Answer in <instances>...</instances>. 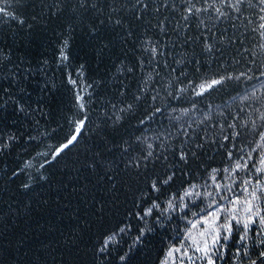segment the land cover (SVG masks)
Wrapping results in <instances>:
<instances>
[{
    "label": "trees",
    "instance_id": "16d2710c",
    "mask_svg": "<svg viewBox=\"0 0 264 264\" xmlns=\"http://www.w3.org/2000/svg\"><path fill=\"white\" fill-rule=\"evenodd\" d=\"M110 5L119 7L113 5L112 0H85L83 7L80 0H8L0 3V7L7 8L15 13L17 19L25 21L21 25L17 19L0 16V96L4 95L2 89L8 88L14 97H22L21 102L26 105L24 113L14 111L13 103L0 109V264H121L119 256L125 252H128L127 264H164L169 247L178 245L189 227L178 218L181 214H174L170 222H165L166 228L156 227L143 238L142 243L129 251V245L138 234L137 226H144L133 219L132 231L117 238L120 242L111 247L103 262L96 252L103 234L128 222L125 213L135 210L133 190L125 184L128 174L123 169L115 176L114 188L111 181L101 179V168L97 167L95 171L88 168L91 152L103 151L104 148L97 127L102 113L111 114L112 104H116L117 109L133 104L131 113H120L124 119L115 129H107L108 139L119 142L122 139L134 140L141 133L152 136L161 122L165 127L168 125L164 117L170 111V108L165 109L164 117L138 129L139 120L153 103L151 95L156 93L149 91L146 97L134 101L142 73L138 71L135 78L119 76L115 65L120 59L127 60L125 49L131 48L132 44L131 41L124 43V28L108 23ZM130 15L124 8L114 14L115 17H123L131 26ZM101 19L105 21L103 25L99 23ZM91 28L99 31L93 35ZM133 30L140 35L143 28L137 26ZM65 39L69 40V59L59 63V47ZM253 43L251 39L244 42L249 49ZM255 43L258 45L259 39ZM239 47L237 44L225 48L222 59L202 69L199 75L189 66L186 69L188 79L199 83L201 79L211 78L217 74L220 64H223L221 72L226 69L238 74L248 67H255L249 63L253 58L257 63L264 60V53L257 51L253 57L251 52L241 54L242 49L237 52ZM236 60L240 63H235ZM81 65L82 77L77 75ZM17 66L21 70H29L28 73L17 71ZM168 71L161 67L160 76L152 84L160 92L156 106L190 107L195 100L197 107L204 111L211 103L213 111L219 106L234 115L244 105L239 100L233 103L232 98L244 95L250 90V85L258 83L243 79L230 81L205 97L185 94L183 99L175 101L166 97L164 92ZM13 72L21 78L24 93H19L11 81ZM69 74L77 81V86L68 83ZM25 75L27 79H24ZM121 79L128 89L123 96L118 92ZM89 84L91 88H87ZM83 88H87L82 93L89 109L87 130L76 146L52 160L54 150L72 134V121L80 118L75 107V94ZM252 108H246V112H251L252 119L261 123L257 118L259 114ZM241 117L247 118L244 113ZM9 136L15 138L9 141ZM249 141L258 142L259 138L249 135L243 144L236 142L245 148V154L255 147V143L249 145ZM5 143L7 147H4ZM258 152L252 153L254 159L250 165L259 166ZM213 156L211 167H231L222 150ZM29 163L31 167H26ZM41 164L45 166L40 168ZM14 172L17 175L14 176ZM221 175L227 177L226 173ZM234 178L239 183L249 178L254 182L260 177L253 169L251 172L241 171ZM217 180L222 186L232 185L231 179L217 176ZM194 182L210 185L208 172L200 169ZM26 183L30 185L28 188L23 187ZM242 189L243 185H233L231 192L224 189L220 195L237 196L243 201L247 194ZM208 190L214 191L211 187ZM211 199L197 203L200 208L210 211L207 204ZM220 203L228 202L221 200ZM261 207H264V201ZM199 211V208H193L188 217L195 219L192 212ZM196 233L197 229H194L193 234ZM168 264H180L179 256L174 262L169 258ZM184 264H188L187 260ZM227 264H231V260Z\"/></svg>",
    "mask_w": 264,
    "mask_h": 264
},
{
    "label": "snow or ice",
    "instance_id": "6c2138e0",
    "mask_svg": "<svg viewBox=\"0 0 264 264\" xmlns=\"http://www.w3.org/2000/svg\"><path fill=\"white\" fill-rule=\"evenodd\" d=\"M7 2L0 0V3ZM80 3L83 7L85 0H80ZM112 4L119 7L110 5L108 23L124 28V43L131 41L132 44L131 48L125 49L127 60L120 59L115 65L117 72L121 77L127 75L130 78H135L138 71L142 73L138 81V94L133 96L134 101H140L149 91L156 93L151 95L153 103L139 120L138 129L164 117L165 109L170 108V111L164 117L168 125L165 127L161 122L152 136L141 133L134 140L122 139L119 142L108 139L107 129H115L124 119L120 113H131L133 104L119 109L116 104H112L111 114L102 113L101 123L97 127L104 148L97 152L89 150L92 159L88 168L92 171L101 168V179L111 181L114 188L115 176L123 169L128 174L125 184L133 190L135 210L125 213L128 222L103 234L102 242L96 248L98 256L103 262L110 254L111 247L120 242L117 238L132 231L131 220H137L144 226H137L138 234L129 245V251L142 243L143 238L156 227L166 228L165 222H170L173 215L179 213L181 215L178 218L189 227L185 229L180 243L169 247L164 264H168L169 258L174 262L177 256L180 264H184L185 260L188 264H197L198 261L202 264H227L228 260H231V264H264V207H261L264 201V60L257 63L253 58L249 63L255 67H248L238 74L226 69L221 72L223 64H220L216 75L201 79L199 83L188 79L186 71L191 66L195 74H201L202 69L222 59L225 48L237 44L240 47L236 51L241 52L242 49L241 54L251 52L255 57L257 51L264 53V0H130V7L129 0H112ZM92 7L95 8V4ZM120 8L132 14L129 16L131 26L123 17L114 16ZM0 16L17 19L15 13L5 7H0ZM17 22L21 25L25 23L22 18L17 19ZM99 23L103 25L105 21L101 19ZM137 26L143 28L140 35L133 30ZM98 31V28H91L93 35ZM246 39L254 42L252 49L245 46ZM257 39L260 41L258 45L255 43ZM68 47L69 40L65 39L59 47V63L68 61ZM235 63L239 64L240 61L236 60ZM161 67L170 70L164 82L165 96L175 101L183 99L185 94L205 97L213 90L222 89L230 81L239 82L243 79L258 83L250 85V90L244 95L232 98L233 103L239 100L244 105L234 115L219 106L213 111L211 103L207 105L208 110L204 111L197 107L195 100L190 107L177 108L169 104L160 107L155 105L160 92L152 84L160 76ZM82 69L83 65L77 73L81 77L84 75ZM17 71L28 73L29 70H21L17 66ZM10 79L17 91L24 93L22 80L16 72L12 73ZM24 79H27V75ZM68 83L77 86L71 74ZM91 87L90 84L87 86ZM87 88L75 94V107L80 118L72 121V134L54 150L52 160L76 146L87 130L89 109L82 94ZM2 91L4 95L0 96V109L13 103L14 111L26 112L22 97H14L8 88ZM118 92L121 96L128 92L122 79ZM253 105L258 107L252 108ZM246 108L258 113L257 118L261 123L252 119V113L246 112ZM241 113L247 118L242 119ZM249 135L258 137L259 141H249L248 144L255 143V147L245 154V148L236 142L243 144ZM14 138L9 136L8 140ZM7 146L5 143L4 147ZM221 150L231 162V167L221 169L210 166L214 159L213 153ZM254 152L260 155L259 166L249 163L254 159ZM44 166L41 164L40 168ZM26 167H31V164ZM202 168L208 172L210 185L194 182ZM253 169L260 178L254 182L249 178L237 183L235 174L251 172ZM222 173H226L227 177L222 176ZM217 176L231 179L232 185L222 186ZM233 185H243L242 191L247 194L243 201L237 196L220 195L224 189L231 192ZM29 186L27 183L23 185L24 188ZM209 187L214 191H209ZM209 197L212 198L207 204L210 211L200 208L197 201L203 202ZM221 200L228 203L222 204ZM193 208H199L200 211L192 212L195 219H190L188 213ZM194 229H197L196 235L193 234ZM127 260L128 252L119 256L121 264H127Z\"/></svg>",
    "mask_w": 264,
    "mask_h": 264
}]
</instances>
